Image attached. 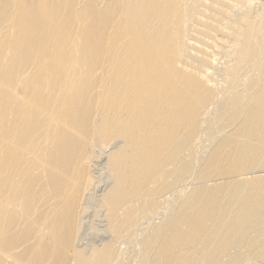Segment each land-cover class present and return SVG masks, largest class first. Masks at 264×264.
Returning a JSON list of instances; mask_svg holds the SVG:
<instances>
[{"label":"bare ground","instance_id":"obj_1","mask_svg":"<svg viewBox=\"0 0 264 264\" xmlns=\"http://www.w3.org/2000/svg\"><path fill=\"white\" fill-rule=\"evenodd\" d=\"M0 264H264V4L0 0Z\"/></svg>","mask_w":264,"mask_h":264},{"label":"rangeland","instance_id":"obj_2","mask_svg":"<svg viewBox=\"0 0 264 264\" xmlns=\"http://www.w3.org/2000/svg\"><path fill=\"white\" fill-rule=\"evenodd\" d=\"M257 1H259V3H263L264 4V0H257ZM224 32L222 31V30H220V32H218L217 33V31L216 32H214L211 36H209V37H205V40L203 41L204 43H206V44H208L209 46L207 47L208 48V50H209V53H210V55H211V52H212V58L214 59V61L216 62V63H212V66L213 67H211L210 69H209V71H210V73H211V75L213 76V78H214V80H216V81H218V82H221V78H222V73L221 72H223V69H224V67L226 66V64H227V61H228V56H227V50H229V47H230V42L232 43V38L230 37V38H227V34H223ZM227 35V36H226ZM229 37V36H228ZM199 39V38H198ZM208 39V40H207ZM231 40V41H230ZM193 41H195V42H193ZM207 41H208V43H207ZM215 41V42H214ZM230 41V42H229ZM192 43H198L197 45H200V43L198 42V41H196L195 39L193 40L192 39ZM217 44V45H216ZM226 49V50H225ZM217 55H215V54ZM226 53V55H224ZM215 55V56H214ZM221 55V56H220ZM227 57V58H226ZM216 58V59H215ZM218 60V61H217ZM223 60V61H222ZM218 65V66H217ZM215 68V69H214ZM212 69V70H211ZM221 71H219V70ZM219 77V78H218ZM101 164H102V166H103V164H104V158L103 159H101L100 161H99V163H98V165H97V171L99 172V173H103L104 175H102V173H101V176H103V177H101L102 178V180H101V178H100V180H99V183H98V187H97V190H96V195H98L99 197L102 195V193H104L105 192V190H107V187H108V185H109V182H108V179H107V177H106V173H104V171H103V169L101 170ZM99 166H100V168H99ZM103 168V167H102ZM100 169V170H99ZM107 179V180H106ZM104 180H105V183H104ZM103 182V183H102ZM190 182V181H189ZM99 184H100V186H99ZM188 185V184H187ZM186 185V187H188V186H190V185H188L187 186ZM101 187H102V189H101ZM104 188V189H103ZM101 191H102V193H101ZM99 193V194H98ZM90 211H92V212H89L88 213V219H87V225L85 226V228H84V231H83V234H82V237H83V235H84V237L82 238V241H85V240H87V241H85L84 242V245H90V244H92L93 242H95V243H101L102 241H104V240H106L107 238H108V235L103 231V229H104V227H103V225H104V223H102V221H101V219L100 220H96L95 218H94V213H93V210L91 209ZM99 222V223H98ZM91 224H94L95 226H97V229H98V231L96 232L95 230H91L90 228H89V226L91 225ZM96 224H99V227H98V225H96ZM103 224V225H102ZM101 225V226H100ZM91 227V226H90ZM96 228V227H95ZM93 238H94V240H93ZM87 242V243H86ZM89 242V243H88ZM87 245V246H88Z\"/></svg>","mask_w":264,"mask_h":264}]
</instances>
